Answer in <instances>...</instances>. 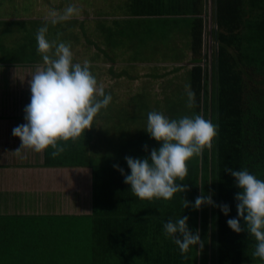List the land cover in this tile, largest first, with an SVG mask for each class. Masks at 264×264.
Segmentation results:
<instances>
[{
    "label": "crops",
    "instance_id": "1",
    "mask_svg": "<svg viewBox=\"0 0 264 264\" xmlns=\"http://www.w3.org/2000/svg\"><path fill=\"white\" fill-rule=\"evenodd\" d=\"M97 1H102L104 5L101 7ZM176 1L161 0L160 4L168 9L170 4H177ZM68 3H75L85 15L89 13L88 16L92 14V17L87 21L75 17L57 23L59 32L49 28L48 36L56 34L65 37L59 39L49 36V39L69 42L77 62H83L77 58H88L105 92L111 93L112 101L101 110L94 125L84 135L76 140L58 141L66 147L57 156L51 155V147L41 152L27 147L16 151L21 146V140L12 134V129L25 122L24 107L31 95L28 80L36 66L42 63L35 34L38 27L46 22V18L35 15L50 8L62 10ZM132 4L133 0H0V252L10 248V245H16L17 249L7 264H59L53 250L67 244H71L70 250L66 253V259L59 257L61 264H93L100 254L85 251L86 247H83L89 246L90 242L98 243L102 248H114L116 244L119 249L130 250L126 255L111 251L99 261L100 264L107 262L111 254L117 260L113 264H178L185 259L173 238L164 231V222L170 219L171 214L168 208L161 209L159 200L163 198L137 197L130 185L124 182L121 172L113 167L119 164L128 172L130 169L125 156L144 157L148 154L145 145L149 150L159 147V142L150 135V142L133 144L131 138L136 133L130 128H135L133 123H136L139 125L138 132L140 129L141 132H147L144 130L147 113L138 118L140 108L134 113L121 112L125 110L116 107L115 103H119L116 99L125 94L131 99L128 103L135 102L139 94H145L146 99L154 103L152 99L157 98L150 88L155 81L164 80L166 84L177 85L175 78L169 80L171 73L185 72L179 79L183 77L188 85L186 74L193 68H185L199 56L195 55L193 47L194 20L182 22L180 26L184 30L181 33L176 32V24L168 29L175 34L173 42L164 39L167 35L164 31L161 34L162 41L161 36L157 35H146L144 40L131 33L126 36L121 33H105L107 27L114 28L116 21L127 18V10H130ZM200 8L204 10L202 53L209 56L212 93L214 59L219 52L218 22L216 15L214 17L213 0H204ZM187 14L191 15L190 12ZM87 24L95 25L93 39L87 38ZM78 27L83 29V36L77 33ZM25 33L28 35L24 36V40L17 39L18 45H14L11 37H21ZM68 33L71 35L68 36ZM142 40L145 44L141 43ZM155 46L160 51L153 58ZM79 47L83 49L76 50ZM171 49L180 51L181 58L176 62H165L164 56ZM24 53L30 60L21 59L26 56ZM141 55L150 57L140 61L135 59ZM206 65L205 59L204 67ZM169 68L172 72H166ZM125 86L130 90L136 88V91L121 95ZM174 93L157 100L161 105H166L167 99L174 97ZM136 103L139 105L138 101ZM116 109L120 111L116 112ZM164 114L170 118L177 117L169 112ZM108 120L110 127L107 129L105 122ZM106 132L107 139L104 138ZM123 137L124 142L128 143V150L120 143ZM96 152L106 155L96 162L93 161ZM187 165L191 169V164ZM187 180L185 176L182 180L177 179V182L188 187ZM55 217L62 218V226H59ZM23 230H27L26 233L17 236V231L21 233ZM69 233L72 237L68 236ZM17 240L30 253L23 251ZM138 252H143L141 257ZM127 255L134 260L129 261ZM5 257L8 258V254ZM1 258L0 263L6 264ZM196 264H202V253Z\"/></svg>",
    "mask_w": 264,
    "mask_h": 264
},
{
    "label": "trees",
    "instance_id": "2",
    "mask_svg": "<svg viewBox=\"0 0 264 264\" xmlns=\"http://www.w3.org/2000/svg\"><path fill=\"white\" fill-rule=\"evenodd\" d=\"M213 1L214 17L216 15L218 22L219 52L214 59L212 93L210 90L209 56H204L202 53L204 10L200 6L203 5L204 0H177V4H170L168 9L160 4L161 0H133L130 10H127V18L116 21L114 28L107 27L105 33H121L122 36L131 33L146 40V35L161 36L164 31L170 36V42H173L175 34L170 33L168 29H172L173 24L181 25L184 21L194 20L192 26L193 47L195 55L199 56L186 66L188 68L192 65L189 68H193L186 74L188 85L195 93L192 114L202 115L204 113L205 116H202L217 126V134L211 147H205L198 156L194 155L187 162V164H191V169L187 165L186 176L189 185L185 192H178L170 199L159 200V203H161V209L168 208L170 210L171 219L181 215L188 216L189 228L193 231L198 229L201 240L204 241L202 248L192 246L187 252H183L185 259L178 264H196L199 261L200 253H202V264H210L211 261L213 264H264V260L252 255L255 250V238L249 236L246 231L236 233L227 224V219L230 216L237 215L235 193L239 191V188L235 185V178L226 171V168H246L258 178L264 179V22L257 24L250 35L248 21L252 10L248 0ZM189 12L190 16L187 14ZM171 36L174 38L172 39ZM248 41L251 43L250 46H247ZM141 43H144L143 40ZM168 44L170 43L168 42ZM156 46L153 58H156L155 53L160 51ZM248 49H256L258 55H246ZM179 52L173 49L169 50L164 56L165 62L178 61L181 58ZM149 57L150 55H147L146 58L141 55L135 59L140 61ZM205 59L207 60L206 67H204ZM23 60H30V57L26 55ZM182 93L186 94V91L178 90L174 93L176 96L173 95L174 97L170 98L172 103H170L171 110L168 112L174 116L181 115V110L189 106L188 103H185L187 99H183L185 96ZM144 99L146 103H144ZM136 101L139 102L140 109L149 104H156L155 101L152 103L151 100H147L145 94H139ZM203 192L212 193L213 199L218 204L227 203L231 208L228 216L218 207L211 205H204L198 210L191 206L182 207L183 198L194 201L195 197ZM55 218L58 220L59 226H62V221H60L62 218ZM47 223L50 222L47 221ZM26 231L23 230L21 233L17 231L16 234L20 236ZM68 236L72 237V234L69 233ZM68 240L71 241L70 238ZM21 243L18 244L21 246ZM70 246L71 244H67L60 247L56 250L57 252L53 250L58 256L59 264L62 261L59 257L66 259V253L70 250ZM85 247V251H94L95 254H100L95 258L96 261L92 262L93 264H100L99 261L103 260L111 251L124 255L130 251L119 249L116 244H114V248H102L94 242H90L89 246L83 248ZM15 250H17L16 245H10V248L0 252L3 262L7 264V260L13 258ZM22 250L30 253V250L28 251L24 247ZM6 254H8V258L5 257ZM142 254L143 252H138L140 257ZM127 258L129 261L134 260L128 255ZM107 260L104 264H113L115 261L117 263L112 254Z\"/></svg>",
    "mask_w": 264,
    "mask_h": 264
},
{
    "label": "clouds",
    "instance_id": "3",
    "mask_svg": "<svg viewBox=\"0 0 264 264\" xmlns=\"http://www.w3.org/2000/svg\"><path fill=\"white\" fill-rule=\"evenodd\" d=\"M82 9L68 3L62 10L50 8L46 22L38 27L35 39L42 63L30 74V99L24 107V123L13 127L12 134L21 140L23 148L41 152L51 147L52 156L65 150L58 141L76 140L94 125V120L109 106L111 93H106L93 73L88 60L77 62L71 44L63 40L49 39V24L79 17ZM187 103H194L195 93L185 86ZM217 126L200 114L170 118L161 111L147 113L144 130L159 142L144 157H124L130 171L114 164L130 185L131 191L141 199H170L177 192L184 193L187 185L178 183L188 172L187 162L198 156L205 147H211L217 134ZM235 178L239 191L235 193L236 216L227 219L228 226L236 233L246 231L255 238L252 255L264 260V179L258 178L246 168H226ZM204 205L218 207L228 216L227 203H217L213 194L203 192L194 201L183 198V208L200 209ZM188 216L181 215L164 222L163 228L171 236L180 251L187 252L192 246L203 247L199 230H191ZM243 221V223H242Z\"/></svg>",
    "mask_w": 264,
    "mask_h": 264
},
{
    "label": "rangeland",
    "instance_id": "4",
    "mask_svg": "<svg viewBox=\"0 0 264 264\" xmlns=\"http://www.w3.org/2000/svg\"><path fill=\"white\" fill-rule=\"evenodd\" d=\"M97 2H98V5H101V7L104 5L102 1H97ZM247 2H248L249 6H250V8L252 10V12L250 14L249 21H248V27H249V31H250L249 33L251 35L253 28L256 27L257 24H260L261 22H264V0H248ZM42 11H44V12H42V13H36L35 16H39L41 18H46L47 11L46 10H42ZM88 15H89V13L85 15V13L81 11L80 16L79 17H76V18L77 19H80V21H83V19H85V21H87L88 19H90V17H92V14L90 16H88ZM91 25L92 26H89V24H87L86 25V28L87 29L85 28V30L88 31L87 32V38L89 37L90 39H93V37H92V31L95 30V25H93V24H91ZM49 28L50 29H54L55 31H58L59 32V28L56 25H53V26L52 25H49ZM70 29H71V27H70ZM183 30L184 29L181 28L180 25H177L176 24V32L177 33H181ZM77 33L80 34L81 36H83V29L80 28V27H78L77 28ZM26 35H28V33H25L21 37L20 36L17 37L16 35L15 36H12L11 37V41H13L14 45L15 44L18 45V42H16V40L17 39L24 40V36H26ZM67 35L70 36L71 33H68ZM49 36H51V37H57L59 39L60 38L63 39L65 37V35L58 36L56 34H49ZM169 38H170L169 35H165L164 36V39L165 40H168ZM171 38L173 39L174 37L171 36ZM160 40L162 41L163 38L160 37ZM250 45H251V43H250V41H248L247 46H250ZM80 49H83V48H80V47L79 48H76V50H80ZM246 55H248V56H256V55H258V53H257L256 49H248V52H246ZM21 59L23 60V58H21ZM77 59L80 60V61L89 60L88 58H84V57H82V58L80 57V58H77ZM187 63H188V61L186 62V64ZM191 66H189V67H191ZM146 68H147V66H146ZM145 69H140V71H143ZM188 69H190V68H185V70H188ZM167 71L172 72V69L171 68L166 69V72ZM184 73H182V72L176 73V74H172L171 73V75H170L171 77H169L170 78L169 80L175 78V82H176L175 84H177V85L166 84V82L164 83V80H157V81H155V84L152 85L151 88H150L153 91V94L155 95V97L157 99H164L167 94H169V93H171L173 91H175V92H177L178 90H180V91H186L185 86L187 85V82H185V79L184 80L182 79L183 77L179 79V77L183 76ZM165 80L168 81V79H165ZM142 85H143V83H142ZM166 86L169 87V88L166 89L167 88ZM163 87H165V88H163ZM132 88H134V87H132ZM134 89L130 90V88H127L125 86L124 87V90L119 89V91L122 90V94L121 95H124V93L131 94V92L136 91V88H134ZM142 89H144V88H142ZM182 95L185 96V97H183V99H187L186 94H183L182 93ZM182 95H181V97H182ZM157 99H152V100L155 101V103H156L155 105L149 104L145 108L144 107H141L140 111H139L140 106L136 102L131 101V103H128L129 97L127 96V94H125L124 96H121L120 98L116 99L119 103H115V105H116V107H119L121 109L123 108L125 110V111H121V112H129V113L132 112V113H134V112H138L139 111V114L140 115H139L138 118H141L143 116V113H148L149 111H153V110H157V111H161V112H164L166 109H167V112H168V110H171V105H170V103H172L171 102L172 101L171 99H167L168 102L166 101V105H161L160 102H158ZM130 100H129V102H130ZM121 101H124V102L121 103ZM143 101H144V103H146V100L145 99ZM185 103H187V102H185ZM142 105H143V103H142ZM117 111L119 112L120 110L116 109V112ZM192 111L194 112V106L193 105L192 106L184 107V110H181V115L178 114L177 117H172V118H179V117L184 116V115L191 116V115H193L192 114ZM108 113H110L109 110H108ZM202 115L205 116L204 113H202ZM139 122L141 124L142 119H140ZM105 123H106L107 129H108L110 127L109 126L110 121L108 120ZM133 126L135 128H132V127L130 128V129H132V131L134 133H136V135L133 138H131V141H132L133 144H134V142L137 144V143H145V142H150L151 141L150 139H148L149 134L147 132H141L142 131L141 129L138 132L137 128L139 127V125H137L136 123H133ZM115 131H117V128H115ZM104 138H106V139L108 138L107 132L104 134ZM117 139L120 140V138L118 136H117ZM120 143H121V145H123V147L125 148V150H128V148H127V144L128 143L127 142H124V137L122 138V140L120 141ZM140 149H142V148L140 147ZM133 150H135V147H134ZM140 154L141 153L139 152V155ZM105 155L106 154H104V153L103 154H101V153H98L97 154V152H96V156L94 157L93 161H96L97 162V160H99L100 158H102Z\"/></svg>",
    "mask_w": 264,
    "mask_h": 264
}]
</instances>
